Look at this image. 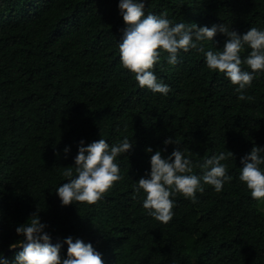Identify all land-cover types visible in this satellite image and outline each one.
<instances>
[{"label": "trees", "instance_id": "1", "mask_svg": "<svg viewBox=\"0 0 264 264\" xmlns=\"http://www.w3.org/2000/svg\"><path fill=\"white\" fill-rule=\"evenodd\" d=\"M119 2L0 0V253L13 264L23 240L16 228L38 209L53 244L81 239L104 264H264V201L239 180L240 160L264 148V72L245 90L252 99L241 101L204 54L180 50L177 64L162 53L154 68L167 95L141 88L121 65ZM149 13L173 24L224 23L241 35L264 30V0H145ZM226 39L217 33L203 44L215 52ZM125 137L134 147L116 159L123 179L94 205L62 206L55 191L68 182L63 171L75 166L80 141L111 146ZM170 137L194 163L233 153L222 162L233 179L220 192L204 185L196 203L177 194L165 224L135 187L155 151L171 155L175 144L163 151Z\"/></svg>", "mask_w": 264, "mask_h": 264}, {"label": "clouds", "instance_id": "2", "mask_svg": "<svg viewBox=\"0 0 264 264\" xmlns=\"http://www.w3.org/2000/svg\"><path fill=\"white\" fill-rule=\"evenodd\" d=\"M119 11L125 24L119 43L121 65L134 74L141 88L167 95L170 87L158 80L154 73L162 53L167 54L169 64L175 65L180 50L185 53L195 50L205 55L210 70L224 73L237 86L239 100L252 99L245 95V90L251 86L256 73L264 72V30L250 27L241 35L224 23L211 27L185 22L173 24L166 14L145 15V0H120ZM217 33L227 37L223 49L206 51L203 42L211 41ZM245 46L251 51L242 59L241 52ZM177 143L171 137L164 141L163 151L172 144L176 145L175 149L167 158L161 150L155 151L150 159V173L141 177L135 187L137 194L141 190L145 194L144 209L155 220L165 224L173 218V197L177 194L196 203V193L203 192L204 185L220 192L233 179L228 175L227 164L222 163L234 158L233 153L222 152L205 158L202 163H194L186 158ZM133 147L127 137L111 146L102 138L86 147L81 140L75 166L65 167L63 171V175L69 178L68 182L55 191L62 206H70L74 202L88 205L98 203L116 182L123 179L116 159L130 152ZM69 151L66 147L65 155ZM145 151L153 152L151 147ZM240 164L239 180L246 185L254 200L264 201V169L261 168L264 165V148L254 145L250 153L240 160ZM195 168L204 169L203 174H193ZM46 228L47 225L41 223L38 209L25 224L16 228L17 235L23 240L13 264H104L101 254L91 243L86 244L81 239L74 240L69 236L63 242L53 244ZM64 245H67L66 258L61 255ZM10 247L17 248L16 245ZM0 264H9L3 258V253H0Z\"/></svg>", "mask_w": 264, "mask_h": 264}, {"label": "rangeland", "instance_id": "3", "mask_svg": "<svg viewBox=\"0 0 264 264\" xmlns=\"http://www.w3.org/2000/svg\"><path fill=\"white\" fill-rule=\"evenodd\" d=\"M262 209H264V207Z\"/></svg>", "mask_w": 264, "mask_h": 264}]
</instances>
